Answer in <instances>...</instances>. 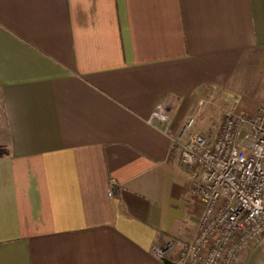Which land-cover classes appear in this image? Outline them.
Wrapping results in <instances>:
<instances>
[{"label": "crops", "instance_id": "crops-1", "mask_svg": "<svg viewBox=\"0 0 264 264\" xmlns=\"http://www.w3.org/2000/svg\"><path fill=\"white\" fill-rule=\"evenodd\" d=\"M246 78L264 0H0V264H174L201 207L171 133Z\"/></svg>", "mask_w": 264, "mask_h": 264}, {"label": "built area", "instance_id": "built-area-1", "mask_svg": "<svg viewBox=\"0 0 264 264\" xmlns=\"http://www.w3.org/2000/svg\"><path fill=\"white\" fill-rule=\"evenodd\" d=\"M212 98L199 97L196 111ZM153 116L164 119L167 112L160 108ZM195 122V114L188 115L176 132L169 131L170 157L189 167L191 194L201 207L174 264H239L264 235V103L250 113L226 108L213 133ZM171 245L152 249L163 258Z\"/></svg>", "mask_w": 264, "mask_h": 264}, {"label": "rangeland", "instance_id": "rangeland-1", "mask_svg": "<svg viewBox=\"0 0 264 264\" xmlns=\"http://www.w3.org/2000/svg\"><path fill=\"white\" fill-rule=\"evenodd\" d=\"M263 79L258 81H250L249 78L241 81L240 87L237 84L230 83L223 86V88H214L209 92H205L200 97H208L209 94H213V98L201 106V115L196 111L198 107V99L196 105L191 109L183 119L188 115L195 114L196 128L200 130H207L211 133L216 131L218 123L222 119L223 112L228 107H234L237 111L242 113H249L255 105L264 102V84ZM242 97L249 100L252 107H240V101ZM247 103V102H246ZM255 103V105H252ZM182 121V122H183ZM181 122V123H182ZM264 256V235L257 241L252 243L243 256L245 262L243 264H259Z\"/></svg>", "mask_w": 264, "mask_h": 264}]
</instances>
